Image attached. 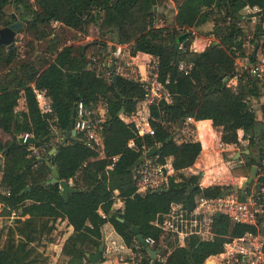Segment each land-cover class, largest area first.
<instances>
[{
	"label": "trees",
	"instance_id": "obj_1",
	"mask_svg": "<svg viewBox=\"0 0 264 264\" xmlns=\"http://www.w3.org/2000/svg\"><path fill=\"white\" fill-rule=\"evenodd\" d=\"M157 1L35 0L37 9H32L27 0H0V26L7 25L5 7L13 3L24 11L23 18L30 17L34 34L40 32L36 39L45 36L54 21L63 28L81 30L92 19L100 34H111L117 43H132V55L145 52L158 57L159 80L168 81L165 86L171 94L169 102L161 101L149 108L155 133L139 137L133 125L123 118L133 114L144 99L142 87L120 76L113 83L86 69L88 45L63 44L55 51L50 48L49 57L42 53L35 62L21 61L19 69L0 76V130L11 137L0 143V186L9 192L0 194V208L1 215L7 217L16 213L0 246V264H39L43 255L37 246L54 240L51 234L57 222L44 217L45 209L33 206L42 202L64 214L73 228L61 249L65 264H91L89 255L97 251L102 227L107 222L129 246L137 241L129 225L138 227L143 239L153 237L156 243L150 248L166 257L165 264H204L207 257L221 251L228 237L250 229L219 216L214 219L215 235L211 239L190 236L184 246L176 247L151 221L156 217L162 224L172 205L190 211L200 197H215L233 190V186L220 185L200 188L199 175H184L183 171L191 168L201 153L195 128L187 119L211 120L214 127L221 129L224 143H256L252 133L256 110L248 104L260 99L264 80L252 77L236 64V59L245 54V38L235 15L244 6L257 7L264 13V0H172L178 7L170 34L153 25ZM209 20L217 42L200 52L190 50V30ZM179 44L184 50L178 49ZM15 59L13 48L2 52L0 47L3 64L12 66ZM180 62L191 68L179 70ZM234 76L237 84L232 88L224 79ZM36 92L49 100L50 111H41ZM22 98L24 109L18 111ZM78 102L94 110L96 117L100 116L97 105H104L101 145H87L80 133L65 144H52L56 140L50 136L53 131L70 129L72 110ZM26 133L33 137L32 143L18 141ZM130 141L132 147L128 146ZM143 146H155L158 160L170 161L177 172L163 190L136 192L130 167L142 156ZM243 155L245 162L232 166V175L247 178L255 166L257 182L264 186V166L250 152ZM114 156L118 159L113 169L107 170ZM51 177L65 180L81 191L68 193L64 199L58 182L47 183ZM26 187L30 190L21 193ZM116 198L123 201V209L109 215ZM141 247V264H151L147 249ZM155 264L161 263L155 259Z\"/></svg>",
	"mask_w": 264,
	"mask_h": 264
},
{
	"label": "built area",
	"instance_id": "obj_2",
	"mask_svg": "<svg viewBox=\"0 0 264 264\" xmlns=\"http://www.w3.org/2000/svg\"><path fill=\"white\" fill-rule=\"evenodd\" d=\"M261 10L257 7L244 6L235 17L238 18L237 24L240 28H244L243 22L251 20L253 17L259 19ZM53 26H59L58 21L52 22ZM254 38V45L258 52H254L253 60L249 58L236 59L238 67L247 71L252 77L264 80V31L258 33ZM217 42L214 35L210 34L208 39L202 43L203 51L212 43ZM106 46H112V57H108L107 61L113 58L117 59L115 62V70H109L108 74L112 76H120L128 80H132L140 84L144 91V99L137 105L136 111L123 118L125 123L133 125L136 134L139 137L145 135H153L155 133L152 126V117L150 115V106L158 105L161 101L169 102L171 94L167 90L165 83L159 80L158 73V57L145 52H137L133 55L128 54L136 68L130 67L131 63H124L122 65V51L125 44L121 43H106ZM179 50H184V46L179 44ZM190 50L200 52L199 45L190 44ZM243 60V61H241ZM132 63V64H133ZM124 67L128 71H124ZM138 68V69H137ZM179 70L187 71L191 65L180 62L178 65ZM132 74V75H130ZM227 85L234 88L237 84V76L226 79ZM38 103L41 99H46L40 92H36ZM24 99H20L19 102ZM40 107V106H39ZM100 116H94V110L86 108L82 102L76 103L75 124L74 129L77 134L80 133L87 141V145H101L102 138L101 132L103 129V110L104 105L98 104ZM42 112L50 111V102L44 101L40 107ZM190 123L194 121L193 118L187 119ZM196 130H199L196 128ZM56 131V130H55ZM29 135L24 134L26 140ZM215 135L213 136V138ZM199 141V140H198ZM202 144L201 141H199ZM224 143L220 140L217 141V146L222 148ZM129 147L133 146V142L128 143ZM143 160L136 168V192L140 194L150 193L165 189L172 177L176 175V170L170 161H159L157 156L147 157L145 153L148 149L143 146ZM118 156L111 158V162L107 164L106 169L112 170L114 162ZM235 160V159H234ZM243 160H236L233 166L243 164ZM198 186L206 188L216 185L220 182L221 174L216 172L207 175L205 178L200 173ZM257 175L253 179L252 184L241 189V185L247 178L245 177H230L229 180L233 186V190H229L222 195L215 197H200L194 208L190 211L183 209L179 205H172L170 211L165 215L162 224L158 222L155 217L151 223L159 227L168 236L171 243L176 247H182L185 240L190 236H196L200 239H211L215 235L214 219L217 214L226 217L231 223L245 225L250 227L249 230L244 231L241 235L235 237H228L222 245L219 253L210 255L206 261L209 264H264V186L257 182ZM204 179V181H203ZM208 184V185H206ZM217 184V185H219ZM237 188V190L235 189ZM0 194L8 195L7 189L0 186ZM100 215L105 218L106 215L99 211ZM148 247L153 246L156 241L153 237H146L143 239ZM141 243L135 241L132 244V250L128 255H117V261L122 264H141L143 253H141ZM156 260L161 264H165L166 257L157 252Z\"/></svg>",
	"mask_w": 264,
	"mask_h": 264
},
{
	"label": "rangeland",
	"instance_id": "obj_3",
	"mask_svg": "<svg viewBox=\"0 0 264 264\" xmlns=\"http://www.w3.org/2000/svg\"><path fill=\"white\" fill-rule=\"evenodd\" d=\"M27 2L29 3L30 8L37 9L35 0H27ZM177 7L178 4L176 2H173L172 0H158L156 6L153 9V25L157 28H164L165 29L164 33L170 34L172 32L171 31L172 27L174 26V17L177 12ZM23 13L24 11L16 8V6L13 3L5 7V17H6L7 25L15 21H20L23 23V26L20 30L17 31L13 41V49L16 58L15 63H13L12 66H7L3 64L2 61H0V76H5L9 74L13 69L16 70L19 69L20 64L18 65V63H21V61H25L29 59L30 62H35L37 57L40 56L42 53H46L44 57H49L50 55H48L49 53H47V51L50 48H53V51H55L57 49L56 47H60V46L62 47L63 44H66V45H74L78 47L88 45L85 51V60H84L85 68L93 70L98 76L103 77L107 81L111 80L108 72L111 69L115 70V62L117 61V59L113 58L112 61L111 60L107 61L108 57L110 56L112 57L113 51H112V46L107 47L106 43L108 42L116 43V41L109 33L106 35L100 34L92 19H89L90 22L86 26H84L81 30H71V29L63 28L61 26H53V24L51 23L48 25L46 29V35L43 36L42 38L36 39L37 36L40 35V32L36 35L34 34L33 29L31 28V22L29 20L30 17H28L27 19L23 18ZM12 14L15 16H12ZM210 16L212 17V15ZM256 25H259L260 29L262 30V26L260 24H256ZM4 26H0V28ZM212 26H213V22L209 20L203 25L193 27L195 35H193L191 32V35L189 37V43L191 44L196 38L200 39L203 36H205V34L211 32ZM125 45L126 46L122 51L123 55H122L121 63L122 65H124V63H131L130 67L136 68V66L128 56V54L132 55L133 44L126 43ZM0 47H1V51L5 52L6 47L5 46H0ZM32 51L35 52L32 54ZM125 70L128 71L126 67H124L123 72H126ZM261 94L262 95L258 101L254 99L251 100V104L256 110L257 121L263 120L260 112V105L264 103V89L261 90ZM44 101L47 102L49 100L47 98L45 100L41 99V103H39L40 107L43 105ZM21 109H22V104L20 101L17 110L20 111ZM262 137H264V135ZM10 139L11 137L8 134L0 130V143H4ZM176 139H181V138L176 137ZM255 141L256 143L252 145H248V141H245L244 145L239 144L236 147L240 150H244L246 148L249 149L250 156L254 159H257L261 167H263L264 151H262V148L264 147H262L258 143V140ZM56 142H58L57 139L53 140L52 144H55ZM99 157H102V154L99 153ZM0 166H1V159H0ZM200 167L198 165L197 167L193 165L191 167L192 169H185L183 173L185 176L193 175V172L198 173V171H200L199 170ZM222 169L223 168L219 169L221 176L223 175ZM228 180L229 177L227 179V182L223 179V177H221L220 182L224 183L223 186H229L231 185V183L229 182L230 180L229 181ZM1 213L2 212L0 208V246L6 240L5 235L7 231V226L12 223L13 218H15L16 215L15 212H12L10 213L9 217H7L5 215H1ZM44 217L50 218L48 216L46 217L45 215ZM37 249L43 255L39 264H52V262L54 263V261H51L52 260L51 257L49 258V256H46L43 246L38 245ZM65 261H66L65 258L59 256L55 264H65Z\"/></svg>",
	"mask_w": 264,
	"mask_h": 264
},
{
	"label": "crops",
	"instance_id": "obj_4",
	"mask_svg": "<svg viewBox=\"0 0 264 264\" xmlns=\"http://www.w3.org/2000/svg\"><path fill=\"white\" fill-rule=\"evenodd\" d=\"M240 10L241 8L239 9V11ZM256 24H260L262 26L261 31H264V13H261L259 19L257 17H253L251 18V20L242 23V25L244 26L243 32H244L245 40L243 44V49L245 54L243 57H239V59L252 58L251 61H254L253 60L254 52L255 51L258 52L254 45V38L257 37L256 35H258V33H261V31H258V29L260 28L259 25ZM190 32H192V34L195 35L193 28L191 29ZM210 34L211 32L205 34V36H203L200 39L196 38L192 42V44L197 46L199 45V50L201 51L202 43L206 41V39H208ZM261 56H264V53ZM22 101L23 100H21L22 109H24V104ZM191 124L195 128L196 139L202 142L201 153L197 159V162L194 164L196 167L197 165L199 167L201 166L199 169L200 171H198V173H200L201 176L203 175L205 178L207 175L216 173L219 171L220 168H223L222 177L226 182L229 176L238 177L232 175L231 168L233 164L236 163V160L239 161L243 160V162H245V157L243 154H248L250 152L249 149L246 148L244 150H240L236 147L237 145L224 143L221 140V129L214 127L212 125L211 120L209 119L194 120L193 122H191ZM196 128H198L199 130H196ZM214 135L215 137L213 138ZM218 140L224 143L222 148H219L217 146ZM244 143L245 140H242L239 144L244 145ZM188 169H192V168H188ZM195 173L197 172H193V175ZM215 184L217 185L219 183H215ZM33 206H37L45 209L44 215L46 217L48 216L52 219H57V222L55 224L56 229L53 231V234H51L52 237L54 236V240L45 242L43 246L46 256H49V258L51 257L52 259L51 261H54V263L52 262V264H55L57 258L61 254V249L63 247V244L65 243L66 239L70 235H72L73 228L72 226L68 225L67 221L65 220L64 214H62L59 210H57L52 204L47 202H42V203L33 204ZM123 206H124L123 201L120 198H116L112 205L111 212L109 215H114L116 213H119L120 211H122ZM102 235H104L105 247L103 252L104 259L101 261L100 264H122L117 261L116 257L119 254L128 255L133 249L132 244L130 246L126 245L123 239L115 232L113 226L109 222H107L102 227ZM141 253H142V249H141Z\"/></svg>",
	"mask_w": 264,
	"mask_h": 264
},
{
	"label": "water",
	"instance_id": "obj_5",
	"mask_svg": "<svg viewBox=\"0 0 264 264\" xmlns=\"http://www.w3.org/2000/svg\"><path fill=\"white\" fill-rule=\"evenodd\" d=\"M12 16H14L12 14ZM23 26V23L20 21H15L13 23H10L7 26H4L2 28H0V46H5L8 51H11L13 48V41H14V37L17 33L18 30H20ZM112 81L113 83H116L117 81V77L116 76H112ZM224 81L226 82V79H224ZM251 103H249L248 105H250ZM76 104L73 107L72 110V116H71V121H70V129L69 130H65V131H53L50 136L52 138H56L61 144H65L68 140H73L76 139V135L77 132L74 129V124H75V113H76ZM120 112H123V109L120 110ZM260 112L262 115V121H257L253 128H252V133H253V138L254 140H258L259 144L264 147V137H262L261 132H264V103H262L260 105ZM18 141L20 143H32L34 141L33 137L29 136L26 140L24 139V135H21L18 138ZM157 151V148L151 147L150 149H148L145 153V156L147 157H152L155 155ZM52 153L55 152V149H52L51 151ZM41 160H45V159H41ZM143 160V156L139 157L135 163L130 167L132 173L135 175L136 173V168L141 164ZM46 162H48V160H45ZM256 177V167H252L249 176L247 177L246 181H244L241 185V189L245 188L246 186L250 185L253 181V179ZM58 182L60 190H61V195L64 199H67V195L68 193H73V192H79L81 190H77L71 187V185L65 181V180H57L55 177H51L47 183H56ZM196 186H194L193 188H195ZM237 190V188H235ZM30 187H26L21 193H24L26 191H29ZM192 190V189H191ZM216 217H219V214H217ZM120 221H123V219L118 218ZM130 226L131 231L134 233L137 241L139 243H141L148 251L151 259L153 260L151 264H155V259H156V251L152 250L150 247L147 246V244L144 242L143 237L141 236L140 232H139V228L136 226ZM104 247H105V242H104V235H102V240L101 243L98 246L97 251L92 254L89 255V261L91 264H100L101 263V258H102V254L104 252ZM210 261H205L204 264H209Z\"/></svg>",
	"mask_w": 264,
	"mask_h": 264
}]
</instances>
